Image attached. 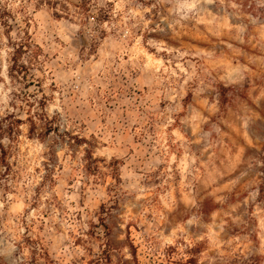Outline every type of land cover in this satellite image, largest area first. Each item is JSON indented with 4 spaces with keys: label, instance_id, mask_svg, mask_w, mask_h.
I'll return each mask as SVG.
<instances>
[{
    "label": "rangeland",
    "instance_id": "1",
    "mask_svg": "<svg viewBox=\"0 0 264 264\" xmlns=\"http://www.w3.org/2000/svg\"><path fill=\"white\" fill-rule=\"evenodd\" d=\"M0 124V264H264V0H0Z\"/></svg>",
    "mask_w": 264,
    "mask_h": 264
},
{
    "label": "trees",
    "instance_id": "2",
    "mask_svg": "<svg viewBox=\"0 0 264 264\" xmlns=\"http://www.w3.org/2000/svg\"><path fill=\"white\" fill-rule=\"evenodd\" d=\"M23 51L24 50L22 49V45H20L18 48H14V52H13V55L11 57L12 65L10 66V71L16 72V74H18V75L23 74L24 66L18 64L19 58L22 55ZM19 121L20 120H15V123L16 122L20 123ZM32 125L34 126L33 122H32ZM7 127H8V130H4L2 127V124H0V140L4 136V134H6V133H7V135H11L13 133V129H14V127H16V125H8Z\"/></svg>",
    "mask_w": 264,
    "mask_h": 264
}]
</instances>
